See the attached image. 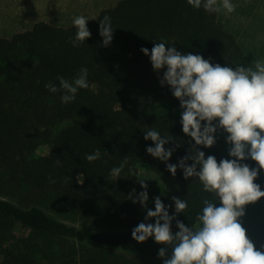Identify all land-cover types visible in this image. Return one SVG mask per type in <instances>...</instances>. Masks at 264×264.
<instances>
[{
	"label": "trees",
	"instance_id": "1",
	"mask_svg": "<svg viewBox=\"0 0 264 264\" xmlns=\"http://www.w3.org/2000/svg\"><path fill=\"white\" fill-rule=\"evenodd\" d=\"M105 15L115 28L108 46L98 31ZM87 26L92 35L78 47L71 42L73 24L38 21L0 37V264H160L144 249L153 238L137 242L131 235L146 216L129 198L139 167L176 179L175 193L160 199L170 215L172 197L188 201L184 213L176 214L186 226L213 194L196 178L185 179L179 167L173 176L166 162L147 153L153 142L144 139V131L155 128L173 138L165 145L175 148L167 163H178L192 146L218 162L232 158L194 145L182 132L179 100L159 83L164 69L154 71L141 52L162 39L213 65L253 67L220 24L219 12L193 8L187 0H119ZM81 67L88 68L90 86L71 103H61L59 92L45 88L48 81L58 85V75L72 78ZM42 145L49 151L38 155ZM96 149L100 158L86 160ZM125 161L115 179L110 170ZM243 163L258 168L254 182L264 189V169L250 158ZM256 202L264 197L247 205ZM171 230L178 231L175 220Z\"/></svg>",
	"mask_w": 264,
	"mask_h": 264
},
{
	"label": "clouds",
	"instance_id": "2",
	"mask_svg": "<svg viewBox=\"0 0 264 264\" xmlns=\"http://www.w3.org/2000/svg\"><path fill=\"white\" fill-rule=\"evenodd\" d=\"M187 3L207 12L223 9L230 13L235 9L232 0H187ZM89 19L93 18L84 14L73 17L76 28L73 46L78 47L91 37ZM114 29L109 16L100 19L98 31L102 45H110ZM170 45L161 39L151 50L142 47L141 52L149 57L154 71L159 73L164 69L159 83L169 86L179 100L182 132L192 138L194 145L211 147L216 142L215 133L223 129L230 144L228 155L232 158H221L218 162L214 155L205 157L204 151L192 146L191 153L181 157L178 163H167L175 148L165 145L173 138L155 128L144 131V139L153 142L146 147L147 153L166 162L173 176L179 167L185 179L196 178L204 192L213 194V199L204 198L195 223L186 226L176 219V214L184 213L188 201L172 197L171 215L170 206L159 196L154 198V209L147 208V184L140 179L144 190L133 198V203L138 201L147 211L144 221L133 227L132 238L144 242L151 237L158 243L171 245L172 254L163 259V264H264V251L255 248L239 219L245 214V205L264 197V189L254 182L258 168L243 163L250 158L258 162L259 169H264V59L256 60L254 67L232 68L219 63L213 65L200 54L181 53ZM88 74V68L81 67L72 78L58 75L59 84L48 81L45 88L54 94L59 92L61 103H71L79 90L89 88ZM100 156V150L96 149L85 154V159L94 161ZM189 160L191 164L187 163ZM124 163L110 170L115 179L121 177ZM82 176L80 173L79 177ZM150 218H155V222H148ZM173 220L178 228L175 233L171 230ZM158 256L164 258L166 248H160Z\"/></svg>",
	"mask_w": 264,
	"mask_h": 264
},
{
	"label": "rangeland",
	"instance_id": "3",
	"mask_svg": "<svg viewBox=\"0 0 264 264\" xmlns=\"http://www.w3.org/2000/svg\"><path fill=\"white\" fill-rule=\"evenodd\" d=\"M117 1L119 0H0V37H9L27 30L38 21H45L55 26H68L73 24V17L80 14L93 18L88 20L93 21L101 10L113 6ZM232 2L235 4L234 11L230 13L223 9L219 11L220 24L236 37L248 61L250 63L252 61L254 65L256 60L264 59V0H232ZM226 135L224 131H217L216 142L211 147L228 153L230 144L225 140ZM48 151L49 146L42 145L37 149V154L44 155ZM140 179H144L147 184L149 196L147 208L154 209L155 197L173 195L178 189L176 179L152 171L147 165H141L131 187L132 203L133 198L144 190L139 182ZM133 204L139 213L146 215L147 208L142 207L138 201ZM239 219L246 230V236L253 242L255 248L264 251V248H261V245H264V202L245 205V214ZM160 248H166L164 258L158 256ZM144 249L154 254L160 264L172 254L171 245L158 243L154 239L150 244H146Z\"/></svg>",
	"mask_w": 264,
	"mask_h": 264
}]
</instances>
